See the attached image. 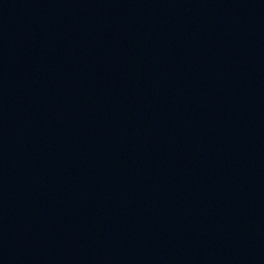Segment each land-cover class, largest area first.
Returning a JSON list of instances; mask_svg holds the SVG:
<instances>
[{
	"label": "water",
	"instance_id": "95a60500",
	"mask_svg": "<svg viewBox=\"0 0 264 264\" xmlns=\"http://www.w3.org/2000/svg\"><path fill=\"white\" fill-rule=\"evenodd\" d=\"M0 264H264V0H0Z\"/></svg>",
	"mask_w": 264,
	"mask_h": 264
}]
</instances>
